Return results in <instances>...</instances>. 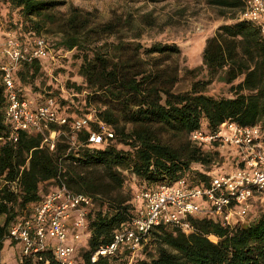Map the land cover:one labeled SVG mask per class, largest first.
Here are the masks:
<instances>
[{"label":"trees","instance_id":"16d2710c","mask_svg":"<svg viewBox=\"0 0 264 264\" xmlns=\"http://www.w3.org/2000/svg\"><path fill=\"white\" fill-rule=\"evenodd\" d=\"M72 1L0 0V13L5 6L19 15L14 32L23 41L43 36L49 25L56 26L54 33L60 36L57 50L77 53L76 58L82 61V82H69L67 89L49 84L51 92L41 90L32 95L56 98L60 111L70 117L89 113L93 104L101 105L98 117L114 127L115 138L104 149L81 147L77 152L69 151L63 136L53 151L43 145L41 136L27 134H21L16 144L3 146L0 176L8 182L18 181V192L6 187L0 190V247L11 226L42 200L45 186L51 182L56 186L62 180L77 194L97 202L88 248L81 252L90 264L92 254L111 243L115 231L135 217L133 198L127 203L129 200L114 195L125 187L123 170L132 172L142 185L175 182L185 174L199 185L212 172L228 170L232 159L223 157L221 151L192 145L193 131L204 122L205 128L213 131L229 120L264 127V39L258 28L247 22L221 26L203 51L209 79L194 83L190 91L176 93L179 71L164 64L173 54H180V48L175 44L145 48L138 42L146 27L155 26L150 14L104 19L98 10H84ZM208 1L223 9L243 6V0ZM67 5L68 11L61 12ZM48 62L26 63L17 74L18 86L26 91V84L40 76ZM216 79L228 85L239 81L232 86L234 97L208 96L206 89ZM79 95H85L83 111L74 102ZM5 106L0 82V135L7 131ZM88 135L84 130L81 140L86 142ZM135 191L132 188V194ZM253 219L230 228L200 217L193 220L195 232L189 235L161 226L133 261L130 251L122 250L113 258H99L95 264H264V211Z\"/></svg>","mask_w":264,"mask_h":264},{"label":"built area","instance_id":"2783aa9c","mask_svg":"<svg viewBox=\"0 0 264 264\" xmlns=\"http://www.w3.org/2000/svg\"><path fill=\"white\" fill-rule=\"evenodd\" d=\"M236 21L252 24L264 39V0H243ZM1 41L0 82L6 101L7 131L0 135V153L6 144H16L21 134L41 136L43 145L51 151L63 135L69 141V151L75 152L81 147L104 149L112 142L114 127L95 113L70 117L60 111L56 98L36 97L18 86L17 74L26 63L56 59L45 36H29L23 41L10 31ZM84 130L89 131L86 142L81 140ZM190 142L196 147L221 151L223 157L232 159L229 169L217 174L212 172L199 185L185 174L175 182L138 187L133 194L136 213L132 222L116 230L112 242L92 254L90 264L97 263L101 257L113 258L122 250L130 251L133 261L148 244L152 232L161 226L189 235L195 232L193 220L200 217L235 228L264 211L263 126H243L229 120L213 131L203 126L193 131ZM5 187L17 193L18 181L8 182L0 176V190ZM41 195L42 200L33 206L31 213L9 229L0 247V264H4L7 241L15 246L19 264H51V261L86 264L74 245L81 241L83 232L90 231L96 200L77 194L62 180Z\"/></svg>","mask_w":264,"mask_h":264},{"label":"rangeland","instance_id":"374dc122","mask_svg":"<svg viewBox=\"0 0 264 264\" xmlns=\"http://www.w3.org/2000/svg\"><path fill=\"white\" fill-rule=\"evenodd\" d=\"M72 2L75 6L87 11L98 10L104 19H111L115 16L126 18L128 15L140 17L150 14L155 20V26L152 28L146 27L144 36L138 42L145 48H149L154 44H175L180 48V54H173L171 59L164 64H170L179 71V82L174 89L176 93L190 91L194 83L209 79L207 70L203 65V51L207 41L215 36L221 26L235 23L241 9L215 7L208 0H73ZM68 6L62 7L60 11L67 12ZM10 12L5 6L2 7L0 13V41L3 40L2 38L7 32H14V24L18 23L19 15L16 12ZM56 30V26L49 25L48 31H44L42 35L54 46L55 52L58 55L60 54L59 58L57 57L53 62L49 61L43 73L34 78L33 82L26 84L25 90L27 92L24 91L25 93L39 95L41 90L51 92L48 89L49 84L67 89L69 82H78V84L82 82L79 77L82 61L76 58V52L64 51L59 53L57 43L60 41V36L54 33ZM233 85H228L216 79L208 85L206 94L214 98H232L234 97ZM68 90L69 94L72 95V90L69 88ZM84 96L79 95L74 101L81 111H83L81 105L84 104ZM100 108H102L101 105L93 104L90 107V112L98 116ZM205 125L204 122L203 127ZM62 139L69 143L67 136L63 135ZM123 174L125 176V187L116 191L114 195L129 200L127 203H130L134 194H132V188L136 190L142 184L129 170H123ZM51 187L52 183H48L44 191L50 190ZM258 214L259 212L243 222L248 224ZM0 222H3L2 218ZM90 235V231L83 232L81 241L74 245L78 254L88 248ZM211 240L217 242L215 238H211ZM9 245L10 241H7L5 250L9 248ZM12 250L14 251V249ZM140 253L136 255L135 259L142 255ZM10 255L11 252L7 253L8 257ZM14 264H19V262L15 259Z\"/></svg>","mask_w":264,"mask_h":264},{"label":"crops","instance_id":"0c3cea01","mask_svg":"<svg viewBox=\"0 0 264 264\" xmlns=\"http://www.w3.org/2000/svg\"><path fill=\"white\" fill-rule=\"evenodd\" d=\"M1 42L3 41H0V44ZM8 247L9 248L5 250V254H4V264H14L15 259L18 261L17 254H16V248L15 246H10V245ZM12 249H14V251ZM9 252H11V255L8 257L7 253Z\"/></svg>","mask_w":264,"mask_h":264}]
</instances>
